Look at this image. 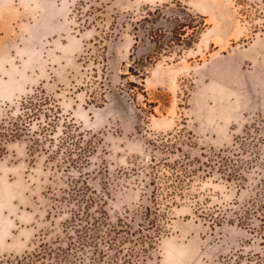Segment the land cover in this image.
I'll return each mask as SVG.
<instances>
[{
    "label": "rangeland",
    "instance_id": "1",
    "mask_svg": "<svg viewBox=\"0 0 264 264\" xmlns=\"http://www.w3.org/2000/svg\"><path fill=\"white\" fill-rule=\"evenodd\" d=\"M177 161L144 264H264V0H0V261L58 244L76 181L130 221Z\"/></svg>",
    "mask_w": 264,
    "mask_h": 264
},
{
    "label": "trees",
    "instance_id": "2",
    "mask_svg": "<svg viewBox=\"0 0 264 264\" xmlns=\"http://www.w3.org/2000/svg\"><path fill=\"white\" fill-rule=\"evenodd\" d=\"M23 105L27 109L25 116L30 118L36 114L34 102L29 100ZM22 130L17 126L11 133L16 135ZM73 137L62 135L58 148H65L69 162H79L87 156L88 149L83 148L79 158L73 159L74 152L80 148L70 142ZM33 140L34 145L39 146V138L34 137ZM226 163L227 160L223 162L224 165ZM168 167L169 173L155 175L152 179L153 204L135 211L130 221L128 217L111 220L103 207L94 209L96 200L88 195L86 187H79L76 181L70 192V199L76 207L72 209V218L64 229V236L58 237V244L53 246L42 241L38 251L1 260L0 264H144L150 249L164 231L160 221L164 213L161 212L159 196L162 199L165 193L171 196L183 190L195 171L190 164L180 161ZM259 230L264 236V225ZM63 241L67 246L60 244Z\"/></svg>",
    "mask_w": 264,
    "mask_h": 264
}]
</instances>
